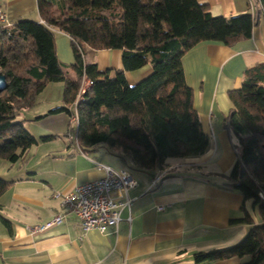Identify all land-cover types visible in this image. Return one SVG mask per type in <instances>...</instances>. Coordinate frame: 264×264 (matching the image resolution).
Returning a JSON list of instances; mask_svg holds the SVG:
<instances>
[{
	"label": "trees",
	"instance_id": "obj_1",
	"mask_svg": "<svg viewBox=\"0 0 264 264\" xmlns=\"http://www.w3.org/2000/svg\"><path fill=\"white\" fill-rule=\"evenodd\" d=\"M264 5V0H261ZM40 21L18 20L0 28V160L16 164L41 140L19 120L49 83H63L64 106L49 114L73 116L84 77L91 86L77 103L81 147L106 145L141 170H164L172 158L203 155L210 145L187 84L183 57L207 42L233 46L250 39L249 13L214 16L198 0H37ZM55 31L71 39L70 77L56 53ZM83 47L122 50L123 70L99 71ZM148 65L152 73L130 85L125 71ZM226 119L239 154L225 187L238 191L258 210L261 223L246 214L247 235L227 248L195 254V264L249 257L240 264H264V62L244 73L229 92ZM12 185L0 177V196ZM1 209V206H0ZM9 226L10 222L4 218Z\"/></svg>",
	"mask_w": 264,
	"mask_h": 264
},
{
	"label": "crops",
	"instance_id": "obj_2",
	"mask_svg": "<svg viewBox=\"0 0 264 264\" xmlns=\"http://www.w3.org/2000/svg\"><path fill=\"white\" fill-rule=\"evenodd\" d=\"M198 1L207 4L214 16L249 13L255 19L250 39L233 46L202 43L182 59L195 109L209 136L207 151L183 164L169 159L164 170L138 169L130 158L111 152L106 145L81 147L68 130L58 128L57 121L68 126L69 116L49 114L64 106L61 96L53 100L50 95V103L25 110L18 117L36 138L45 139L15 165L0 162V176L5 171V180L12 182L0 196V264H195V254L227 248L245 237L249 225L241 220L256 209L241 193L225 187L228 180L215 182L204 169L218 159L223 173L212 174L228 179L226 174L238 158L235 135L226 122L233 108L229 92L241 88L247 69L264 62V5L260 0L253 11L248 0ZM35 9L37 0H0V10L10 23ZM55 34L57 57L73 78L71 39L59 31ZM82 51L85 60L95 63L101 72L124 69L122 50L83 47ZM150 71L146 66L125 71V76L134 84ZM104 166L129 170L137 185L121 199L131 203L122 209L116 233L85 232L77 216L64 209L55 194L104 177ZM63 214L61 224L44 233L32 232ZM255 218L261 223L260 216ZM242 262L234 257L210 264Z\"/></svg>",
	"mask_w": 264,
	"mask_h": 264
},
{
	"label": "built area",
	"instance_id": "obj_3",
	"mask_svg": "<svg viewBox=\"0 0 264 264\" xmlns=\"http://www.w3.org/2000/svg\"><path fill=\"white\" fill-rule=\"evenodd\" d=\"M248 3L254 11L259 8L261 1L248 0ZM10 24L6 12L0 10V28ZM90 86L91 81L84 77L78 100ZM78 100L73 106V116L70 119V128L76 133L77 143ZM103 168L104 177L81 184L70 192H57L55 196L61 200L64 209L77 216L83 231L97 230L102 234H113L117 232L121 222L122 209L131 203L129 199L124 202L121 199L130 189L136 187L137 182L129 170H115L108 166ZM159 210H163V208L160 207ZM64 217V214L59 215L44 226L32 228V232L44 233L61 224Z\"/></svg>",
	"mask_w": 264,
	"mask_h": 264
},
{
	"label": "rangeland",
	"instance_id": "obj_4",
	"mask_svg": "<svg viewBox=\"0 0 264 264\" xmlns=\"http://www.w3.org/2000/svg\"><path fill=\"white\" fill-rule=\"evenodd\" d=\"M40 19V16H39V13H38V9H35L34 11H32V12H30L29 14H27V16L25 17V18H22V20H31V21H38ZM56 34H55V39H57L56 38ZM70 65V64H69ZM148 66H150L151 67V71L146 75V76H144V78H142V79H140L139 81H137L136 83H138V82H140L141 80H143V79H145L146 77H148L151 73H152V66L151 65H148ZM136 83H134V84H130V85H135ZM61 86H64V84L63 83H61V82H59V83H49L48 85H47V88H45V90H44V92L43 93H41L38 97H37V100H36V104H35V106H34V108H38V107H40V106H44L46 103H50V95L52 96V98H53V100L55 99V97H60L61 96V103H63L64 104V100H63V93H64V89H62L61 88ZM58 89V90H57ZM62 118H65V117H62ZM52 120H54V119H52ZM69 121H67V123H68V126L67 125H65L63 122H59V121H57V127L58 128H61V129H66V132H67V130L69 131L68 133H69V135H70V137H74L75 135H76V133H75V131L73 130V131H71V128H70V118L68 119ZM235 144H236V147H237V149H238V151H239V145H238V140H237V138L235 137ZM192 158H195V157H192V156H189V157H184V158H173L172 160H171V162L173 161L174 163H177V164H183V163H185L186 161H189V160H191ZM237 161V160H236ZM235 161V162H236ZM0 162H1V164H11V163H9V162H7V161H4V160H0ZM12 165H15V164H12ZM20 165H21V163H20ZM221 163H220V161L218 160V159H215V161L214 162H212L211 164H209L205 169H204V173H211V174H209L208 173V178H210L211 180H213V181H215V182H227V178H224V176H222V175H219V176H217V175H213L212 173H214V172H219L220 171V173H223V172H221V170H224V168H223V166L221 165ZM17 166V165H16ZM232 170V169H231ZM231 172V171H230ZM230 172L229 173H227L226 174V176H229V174H230ZM6 172L5 171H2L1 172V178H3V179H6L5 177H7L6 176V174H5ZM223 175H225V174H223ZM252 204V202L250 201V205ZM253 206V205H252ZM256 214H257V216H259V212H258V210H256V212H254V210L253 209H251V215H252V218H253V220H255L256 218ZM248 233V232H247ZM247 235V234H246ZM245 235V236H246ZM241 241V240H240ZM235 245V244H234ZM230 247V246H229ZM243 259V262L242 263H245V262H247L248 260H249V257H244V258H242Z\"/></svg>",
	"mask_w": 264,
	"mask_h": 264
},
{
	"label": "water",
	"instance_id": "obj_5",
	"mask_svg": "<svg viewBox=\"0 0 264 264\" xmlns=\"http://www.w3.org/2000/svg\"><path fill=\"white\" fill-rule=\"evenodd\" d=\"M6 86V77L4 75H0V90L4 89Z\"/></svg>",
	"mask_w": 264,
	"mask_h": 264
}]
</instances>
